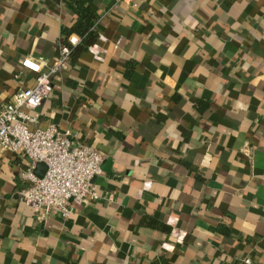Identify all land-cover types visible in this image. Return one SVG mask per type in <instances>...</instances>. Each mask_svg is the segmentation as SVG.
<instances>
[{
	"label": "crops",
	"instance_id": "crops-1",
	"mask_svg": "<svg viewBox=\"0 0 264 264\" xmlns=\"http://www.w3.org/2000/svg\"><path fill=\"white\" fill-rule=\"evenodd\" d=\"M74 1L0 0V105L35 85L23 58L60 55ZM91 7L96 43L31 113L103 153L113 197L40 217L31 159L0 150V264H264V0Z\"/></svg>",
	"mask_w": 264,
	"mask_h": 264
},
{
	"label": "built area",
	"instance_id": "built-area-1",
	"mask_svg": "<svg viewBox=\"0 0 264 264\" xmlns=\"http://www.w3.org/2000/svg\"><path fill=\"white\" fill-rule=\"evenodd\" d=\"M78 41L71 35L67 43L63 42L60 55L51 65L23 58L22 66L36 76L35 85L19 89L0 105V150L23 151L31 159L30 167L21 172L26 187L20 194L40 217L54 211L69 219L73 202L89 204L113 197L101 191L95 181L102 173L103 153L70 129L62 131L56 124L37 127V117L31 113L54 94L53 77L69 67L72 47ZM39 162L46 165L41 177L35 173ZM245 262L252 264L250 258Z\"/></svg>",
	"mask_w": 264,
	"mask_h": 264
},
{
	"label": "trees",
	"instance_id": "trees-1",
	"mask_svg": "<svg viewBox=\"0 0 264 264\" xmlns=\"http://www.w3.org/2000/svg\"><path fill=\"white\" fill-rule=\"evenodd\" d=\"M92 2L93 0H75L72 7L77 14V20L71 27L63 30L64 43L68 42L71 34H77L81 38V42L72 47V57H78L83 50L95 44L98 39L95 24L99 14L91 7Z\"/></svg>",
	"mask_w": 264,
	"mask_h": 264
},
{
	"label": "water",
	"instance_id": "water-1",
	"mask_svg": "<svg viewBox=\"0 0 264 264\" xmlns=\"http://www.w3.org/2000/svg\"><path fill=\"white\" fill-rule=\"evenodd\" d=\"M37 169H38L37 171L38 176L40 177L43 176L45 169H46L45 163L44 162L37 163Z\"/></svg>",
	"mask_w": 264,
	"mask_h": 264
}]
</instances>
